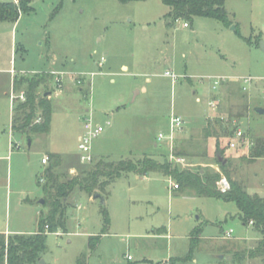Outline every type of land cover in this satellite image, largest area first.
<instances>
[{"label":"rangeland","instance_id":"obj_1","mask_svg":"<svg viewBox=\"0 0 264 264\" xmlns=\"http://www.w3.org/2000/svg\"><path fill=\"white\" fill-rule=\"evenodd\" d=\"M224 5L228 26L200 16L186 21L187 27L183 19L171 23L165 16L169 7L161 0H30L31 9L16 20L0 19L1 233H35L40 213L48 212L44 201L39 203L45 153L57 154L75 168L90 164L80 162L77 153L84 117L103 127L92 141V161L166 160L164 147L154 142L174 114L185 121L175 142L184 161L178 168L215 171L214 142L204 136L203 126L223 121L233 127L231 136L221 137L232 177L247 186L261 184L252 174L263 172L264 156L250 162L247 157L253 142L264 138V112L254 111L264 109V0H225ZM12 67L25 71L14 79L49 74L50 69L68 72L60 89L47 77L38 87L39 92H55L47 133L10 131L9 93L25 86L15 89L5 72ZM81 72L94 74L78 81L75 74ZM248 77L252 81L244 82ZM216 80L220 82L213 88ZM236 130L249 145L227 146ZM11 140L18 147L11 148ZM169 180L174 182L158 172L138 178L126 173L106 188L103 204L84 192L74 193L64 227L55 232L44 227L46 248L35 264H262L240 255L264 233L242 224L234 202L198 196L189 188L172 192ZM196 227L201 233L191 258L177 259L188 253ZM229 229L230 237L224 238ZM90 235H99L93 250ZM225 253L231 258H218Z\"/></svg>","mask_w":264,"mask_h":264},{"label":"trees","instance_id":"obj_2","mask_svg":"<svg viewBox=\"0 0 264 264\" xmlns=\"http://www.w3.org/2000/svg\"><path fill=\"white\" fill-rule=\"evenodd\" d=\"M30 0H19L18 3L0 2V19L16 20L22 11L31 9ZM126 3L135 0H118ZM169 7L165 15L169 22L173 23L178 19L191 21L193 17H207L216 19L228 26L230 24L225 0H161ZM248 43L250 39L244 38ZM52 79L50 74L34 73L31 75L15 78L13 81L15 89L22 90L25 96L24 101H17L12 109L10 131L13 133L28 134L30 132L47 133L51 121L52 106L51 101L45 93L46 90L39 92L38 87L44 78ZM51 92V91H50ZM40 117V121L36 119ZM218 123V121H216ZM220 122L210 128L209 125L203 126L204 136L213 139V154L215 163L218 164L219 171L209 168L196 169L178 168L166 160L158 161L150 156H143L137 160L119 159L118 161L104 160L102 158L90 162L87 166L70 165L68 161H62L57 154H47L49 163L45 166L40 178V189L43 194V205H47L48 212L44 215L40 213L38 220V230L32 234L13 233L5 235L0 232V264H35L40 260V253L45 248L46 231L55 232L58 227H64L66 219V209L70 205V199L76 192H84L89 196L97 192L101 196L106 193V188L120 176L132 172L138 175H145L149 172H158L164 176H169L177 183L178 190L191 189L196 195L204 197H213L223 201L234 202L237 208V216L242 224L246 225L249 221L253 222L254 231L264 233V198L256 193L250 194L242 180L233 178L229 165L224 164L222 160L224 146H221V137L227 138L232 135L233 127L226 126ZM226 142L227 146H229ZM11 145L18 147L11 140ZM175 153L181 155L175 150ZM264 156V138H257L249 149L247 160L250 162ZM226 159V158H225ZM74 167L77 174H70L69 169ZM224 177L227 180L228 188L221 190L218 182ZM103 217V226L109 224L107 210L101 208ZM201 228H194L189 237L188 253L177 259L191 258L195 249ZM92 240H96L95 244ZM99 241V235H90L88 237V247L93 250ZM239 255V254H236ZM247 258H259L264 264V236L260 238L256 245L248 248L242 254ZM173 259L171 261H175ZM77 264H80L79 260ZM171 264V262L169 263Z\"/></svg>","mask_w":264,"mask_h":264},{"label":"built area","instance_id":"obj_3","mask_svg":"<svg viewBox=\"0 0 264 264\" xmlns=\"http://www.w3.org/2000/svg\"><path fill=\"white\" fill-rule=\"evenodd\" d=\"M184 26H188L187 22L183 23ZM104 61L103 57H100L98 60L97 64L98 66H102V63ZM49 74L52 76V82L55 85V88L60 89L62 81L65 77V75L68 74V72L64 70H55V69H50ZM11 74L14 76L16 72L14 70H11ZM94 73L90 72H81V73H76L75 75L77 76V80L80 81L81 79H84L85 77H88V75L92 76ZM166 75H170L173 78H175L169 71L165 72ZM252 79L244 78V82H251ZM220 81H214L213 82V88H215ZM243 89L245 87L243 86ZM9 98H10V104L12 105V108L17 101H24L25 96L23 91L19 93H14L13 89H11L9 93ZM212 105H214V102H212ZM40 117L36 119V122L40 121ZM185 128V121L177 115L171 114L169 117L168 121V127L165 132H158L155 138V143L157 146L164 147L165 153H166V158L168 162H170L173 165H184L183 157L181 155H178L175 153V142L177 135L182 133ZM103 131V127L97 123H94L91 120V117H84L83 118V126H82V133L80 134L78 140H77V153L79 155V160L82 163L86 162H91L93 160V154L91 151V145L92 141L97 138ZM238 143L244 144V145H249V141L243 138V133L241 130H236L234 134L233 140L229 142V147L234 148ZM12 146V145H11ZM18 146V145H17ZM48 156L47 154L43 155L41 158L42 163H47ZM219 188L221 190H225L228 188V183L227 180L222 177L219 182H218ZM169 187L176 189L177 183L176 182H171L169 180ZM249 225H253L252 221H249ZM232 230L229 229L223 233L224 238L230 237ZM128 259H130V255L127 256Z\"/></svg>","mask_w":264,"mask_h":264},{"label":"crops","instance_id":"obj_4","mask_svg":"<svg viewBox=\"0 0 264 264\" xmlns=\"http://www.w3.org/2000/svg\"><path fill=\"white\" fill-rule=\"evenodd\" d=\"M101 67V66H100ZM11 70H14L15 71V67H12V68H10V69H7V70H5V72H8L9 74H10V80H14V76H12V74H11ZM31 71H35V70H31ZM16 74L19 72V73H25V71H24V69H19V70H17L16 69ZM47 92H50V91H47ZM52 93H55L54 91H51L49 94H47V96H48V98L50 99L51 97H52ZM16 103V102H15ZM15 105V104H14ZM14 107V106H13ZM12 105H10V123H11V116H12ZM79 136H80V134L78 135V137H77V140H78V138H79ZM10 138H11V135H10ZM10 144H11V141H10ZM154 146H156L157 147V145H156V143L154 142ZM11 148H12V146H11ZM46 154V153H45ZM44 154V155H45ZM47 154H49V153H47ZM43 157V156H42ZM41 157V158H42ZM49 161V159L47 160V163H49L48 162ZM47 163H45V164H47ZM44 164V163H43ZM44 164V165H45ZM76 169L74 168V167H71L70 169H69V173L71 172V173H73L74 171H75ZM148 174V173H147ZM134 175H135V177L136 178H138V177H140V175H138V174H135L134 173ZM141 176H146V174L145 175H141ZM252 176H253V178L255 179H253L254 180V182H256V180H257V178L258 177H260V179H262L261 181V184H251L250 186H247L246 184H245V182H243L244 183V185H245V187H246V190H247V192H249L250 194H253V193H256V194H258L259 196H261V197H263L264 198V169H263V172H261L260 173V175L259 176H256V174H255V172L252 174ZM240 180H243V179H240ZM263 185V186H262ZM169 189L173 192V190H178V189H173V188H170L169 187ZM4 234L5 235H8V234H13V233H11V232H4ZM259 240V237L254 241V246L256 245V242ZM235 241H243V240H235ZM254 246H252V247H254ZM252 247H249V248H252ZM223 256L224 255H226V259H227V256H230V255H232L231 253H225V254H222ZM231 257V256H230Z\"/></svg>","mask_w":264,"mask_h":264},{"label":"water","instance_id":"obj_5","mask_svg":"<svg viewBox=\"0 0 264 264\" xmlns=\"http://www.w3.org/2000/svg\"><path fill=\"white\" fill-rule=\"evenodd\" d=\"M234 29V27H232ZM260 47L264 50V42H260ZM137 92V91H136ZM50 92H46L45 95L49 94ZM254 111L255 113L257 114H262L264 112V109L263 108H260V107H255L254 108ZM30 142L28 141V144ZM219 160H222V163L224 164L226 162V159H221V157H219ZM92 199H99L100 202L103 204L105 202V199L103 198V196H101L99 193L95 192L92 194ZM39 203L40 204H43V199H40L39 200ZM224 256L223 255H219L218 258L219 259H222ZM231 257L230 256H227V259H230ZM40 263H43V261L41 260Z\"/></svg>","mask_w":264,"mask_h":264}]
</instances>
